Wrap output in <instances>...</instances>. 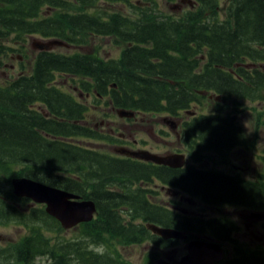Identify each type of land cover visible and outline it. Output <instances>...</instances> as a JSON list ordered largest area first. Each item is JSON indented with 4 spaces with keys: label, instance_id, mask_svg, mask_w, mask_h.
I'll return each mask as SVG.
<instances>
[{
    "label": "trees",
    "instance_id": "trees-1",
    "mask_svg": "<svg viewBox=\"0 0 264 264\" xmlns=\"http://www.w3.org/2000/svg\"><path fill=\"white\" fill-rule=\"evenodd\" d=\"M98 1L78 3L90 8ZM109 1L128 4L127 14L110 13L109 34L122 46L121 54L109 62L79 57L75 71L92 76L79 77L83 91L109 94L115 109L166 113L201 104L205 98L198 92L210 90L223 100L264 98V69L258 68L264 65L263 0H194V6L178 14L161 12L157 0ZM45 3L51 1L0 0V57L8 56L10 49L1 42L12 33L24 36L25 16L35 15ZM57 5L62 11L73 8L64 1ZM61 16L75 28L74 18ZM246 61L254 68L248 70ZM55 63L65 66L60 59ZM53 78L16 77L0 86V204L5 203L0 219L27 229L15 241L0 245V259H6L0 264H134L121 249L143 242L152 247L141 264H156L159 250L176 240L153 234L149 223L180 229L190 237L208 233L229 246L222 264H264V246H250L234 236L237 223L222 215L180 213L157 201L159 192L153 186L172 187L213 207L264 210V155L262 170L251 178L198 165L212 159L210 153L225 163L231 148H255L261 115L249 134L237 123L240 102H210L214 111L194 116L182 135L192 162L179 168L156 166L75 142L74 137H104L77 122L85 108L68 103V96L48 84ZM22 175L93 199L96 216L77 225L75 237L64 238L57 232L64 229L43 205H31L6 189L13 176Z\"/></svg>",
    "mask_w": 264,
    "mask_h": 264
},
{
    "label": "flooded vegetation",
    "instance_id": "flooded-vegetation-1",
    "mask_svg": "<svg viewBox=\"0 0 264 264\" xmlns=\"http://www.w3.org/2000/svg\"><path fill=\"white\" fill-rule=\"evenodd\" d=\"M51 3H45L41 6V9L35 14L31 15L28 13L23 21L22 30L24 31V36L22 40L15 41L9 47V60L8 63V80L15 77H25L26 79H31V77H54L48 82L50 86L58 88L61 93L68 96L71 100L68 103L71 105L79 104L81 107L85 108L83 118L78 120V122L88 127L89 129L96 128L98 133L104 138L97 139L95 145L96 148L102 149L104 153L122 157L124 159H134L126 154L128 150L134 149H145L154 153H169V152H180L188 155L186 152V146L182 141V135L187 131V127L190 126L191 119L200 113H210L213 112L211 102L221 100L214 97L216 93L214 91H205L206 103L196 104L191 110H179L175 113L166 112H142L139 110H134L135 113L129 118H119L123 120V124H113L108 119L113 114H116V110L111 106L109 94L98 95L90 88V91H80L77 80L79 77H92L88 75L79 74L77 70L75 71V66L77 65V59L79 57L90 60H103L104 62H109L111 59L110 44L112 36L109 34L110 27V11L101 9L104 5L109 6L111 2L109 0H99L93 4L90 8L84 7L82 4L78 3V0H50ZM72 3L73 8L71 10L62 11V7L58 6L57 3ZM187 2V1H185ZM188 8L194 6L190 2L186 3ZM82 5V9H78V6ZM180 3L174 5L178 8V13L184 11L181 10ZM61 14L65 16H70L74 18L73 24L75 28H71L68 24L62 21ZM81 16H85L84 20ZM95 17V20H87ZM81 27L83 31L79 30ZM17 28V27H16ZM85 28H94V30H87ZM60 40L61 43H55L53 41ZM51 42V43H50ZM50 43V44H49ZM122 50V48H121ZM121 54V51H120ZM119 54V56H120ZM118 56V57H119ZM117 57V58H118ZM57 59L65 62V66H58L55 62ZM12 60V63H11ZM254 66H250L248 69H253ZM258 68H264V65H258ZM74 69V72H73ZM253 76V74L251 73ZM250 80H254L255 77H247ZM239 79H243L239 78ZM109 89V84L107 85ZM34 107L40 108L39 104H33ZM94 110L96 113L98 121L94 124L87 117L85 118L86 112ZM117 115V114H116ZM155 118L160 126L157 129L154 128L153 124L145 125L141 124L140 121L146 120L147 118ZM62 119V118H60ZM77 120V119H75ZM156 123V122H155ZM131 125L137 126L132 128ZM165 127L166 129L162 128ZM246 133L252 134L254 123L250 124L249 128H244ZM259 129L264 127L258 125ZM258 129V131H259ZM135 132H145L147 133V138H137ZM160 132L162 134L171 135L173 137V143L169 150L157 151L151 145V140L153 136L160 137ZM98 146V147H97ZM94 148V149H96ZM242 149L244 152L243 162L247 161V157L251 154L254 155V150H249L240 146H235L230 150ZM229 150V151H230ZM232 150V151H233ZM264 155V150L262 153L258 154V159ZM187 159V157H186ZM188 160V159H187ZM226 164H221L227 166V170H232L239 172L241 174L246 172L244 165H235L232 163V159H227ZM252 166L249 171V175H257L261 169L255 165V155L251 160ZM211 164V162L206 161L205 165ZM263 167V165L261 164ZM153 186L159 193L164 192L168 197L162 200V202L170 208L175 210L182 208V203H192L196 205L199 200L191 199V197L180 191L177 193L168 192L164 186H159L154 183ZM188 212V210H186ZM262 211V210H258ZM246 221L243 224V230L250 232L252 237L259 239L261 232H264V218H257L254 211H250L247 208L243 210ZM193 214V213H189ZM198 214V213H197ZM202 215V213H199ZM261 214L264 215V212ZM257 222L258 223L257 225ZM240 227V225H239ZM255 227V228H254ZM263 230V231H262ZM243 233L238 231L235 236L240 240L250 243V238ZM263 234V233H262ZM259 236V237H258ZM261 244V243H257ZM256 245V244H255ZM174 251V250H173ZM175 253V251H174ZM175 255H169L168 264H175ZM218 264H222L219 262Z\"/></svg>",
    "mask_w": 264,
    "mask_h": 264
},
{
    "label": "rangeland",
    "instance_id": "rangeland-1",
    "mask_svg": "<svg viewBox=\"0 0 264 264\" xmlns=\"http://www.w3.org/2000/svg\"><path fill=\"white\" fill-rule=\"evenodd\" d=\"M180 1L181 0H157V6L160 8V11L163 13L178 14L177 10L179 9L174 7V5H177L180 3V5H182L180 11L181 10L185 11L188 9V5L186 4L187 2H180ZM104 8L106 10H109L110 12L120 11L124 15L127 14L128 12V4L124 2H113V3L111 2L109 6L104 5V7H101V9H104ZM22 37L23 35L17 38L14 35V33H12L8 36V39L2 41L1 44L11 47L10 45H13L12 43H14L15 41H19L20 39H22ZM121 48L122 46L118 45L115 42V40L111 38V44H110L111 59H116L119 56ZM9 59H10L9 56H5V55H2L0 57V61L2 62L0 64V85L5 84V82L8 80V77H5V75H7L9 72L8 70V63L10 62ZM11 63H12V60H11ZM262 91H264V89ZM202 100L204 103L207 102V99H202ZM232 100H236L241 103V105L237 107L239 111L236 113L237 123L240 126L242 125L244 128H249L250 124L255 123V120L258 118V115H261V118H258V119H261L259 125L261 126L264 125V98L252 100L250 98L228 97L227 99H224V100L221 99L220 101H225L231 104ZM86 117L87 118L89 117L88 119L90 121L93 120L91 124H94L98 121L96 113L92 109L89 112H86L85 118ZM146 118H147L146 120L140 121V123L145 124V125L153 124L155 129H157V127L160 126V123L155 118H152V119L149 117H146ZM108 120L113 124H123L124 122L123 120H120L116 114H113L112 116H110ZM131 127L136 128L137 126L131 125ZM162 128L166 129L165 127H162ZM135 135L137 138H141V137L147 138V133L145 132H135ZM160 135H161L160 137L153 136V139L151 140V145L157 151L169 150L171 148V145L174 144L173 137L171 135L162 134L161 132H160ZM76 140H78V142L82 143L83 145L89 146L91 148H96L93 145H95V143L97 142L95 140L97 139L81 137V138H76ZM96 149L100 151H104L99 148H96ZM232 150H230L228 153L229 154L228 159L229 160L232 159V163H234L235 165H240V164L244 165V167L246 168V172L243 173V175L245 177H248V178L253 177L249 175L248 173L251 170V166H252L251 160L253 159L254 155H255V165L258 166L259 169L262 168L260 164V159H258V154L262 153L264 150V127L259 129L258 134L255 138V148L252 149L254 150L253 152L254 155L250 154L247 157V161L245 162L242 161L244 157L243 156L244 152L242 151V149L238 148V150H233V151ZM210 156H213L214 158H216L217 155L215 153H210ZM214 160H216V162L213 161L211 164H208V165L201 164L200 166H207L210 169H220V170L228 169L227 166L221 165L223 163L222 159H219V160L214 159ZM6 187H7L6 188L7 190L9 189L11 190L10 181L8 182ZM167 197L168 196L164 192H162L156 195V200L162 202V200L167 199ZM4 205L5 203L0 204V206L2 207H4ZM182 207L188 210V213H193V214L202 213L206 217H216L220 215L225 216L231 219L232 221H234L235 223H237L238 226L240 225V227L237 229V232L240 231L242 232V234L247 233L246 235L250 238V240H248L250 241L249 243L250 246H255V244L257 243H261L264 246V232H261V234H258L260 235V237L258 236L259 239H255L252 237L250 232H247V230L245 229L243 230V224L246 221L249 222V220L245 218L244 212H243V210H245L246 208L230 206V205H221L218 207H213V206H209L206 204H202L200 202L197 205L196 203L193 205L192 203L190 204L182 203ZM247 209L250 211H254L256 215L260 214V211L258 210L250 209V208H247ZM260 218H264V215L261 214ZM258 223L260 222H257V225ZM76 228L77 227H73V228L64 229L63 231H57V232L60 233L59 235H62L64 238L70 239L76 236ZM57 232H52L50 233V235H54ZM26 233H27V229L23 224L14 223V222L8 223L0 219V245L4 246L9 242L15 241L20 236H23ZM191 235L198 236V237H204L205 235H209V234L208 233L202 234L201 232H195V233H191ZM185 245H186L185 241L178 240L175 243V245L171 247H167L163 249L162 251L159 250V253L156 258V262H159V264H168L169 255H175L174 257L175 260H178L180 256L183 255L185 252ZM149 246L150 244L148 242H143L137 245L132 244V245L122 247L121 253L123 257L129 260L130 262L134 264H141L144 258V253L149 248ZM224 247L229 248L228 245H225ZM173 250L175 251V253ZM0 262H6V259L2 258L0 259Z\"/></svg>",
    "mask_w": 264,
    "mask_h": 264
},
{
    "label": "water",
    "instance_id": "water-1",
    "mask_svg": "<svg viewBox=\"0 0 264 264\" xmlns=\"http://www.w3.org/2000/svg\"><path fill=\"white\" fill-rule=\"evenodd\" d=\"M185 1L191 2V0H181V2ZM53 42L61 43L60 40ZM216 97L220 98L219 95ZM117 114L120 117H129L134 115V111L121 108L117 110ZM126 154L136 159L151 161L172 168L182 167L185 164V154L179 152L158 154L138 149L128 150ZM11 186L14 195L30 198L32 203L44 204L46 213L55 218L64 229L72 228L81 222L91 221L97 213L94 200L82 199L77 193L26 176L13 177ZM166 190L173 193L180 192L171 187H166ZM182 212L185 213L186 211L182 210ZM256 217L260 218L261 214H257ZM146 227L163 239H187L188 237L184 231L172 227L155 223H149ZM185 249L186 252L175 264H216L225 257L224 248L218 240L211 236L191 238L187 240Z\"/></svg>",
    "mask_w": 264,
    "mask_h": 264
},
{
    "label": "bare ground",
    "instance_id": "bare-ground-1",
    "mask_svg": "<svg viewBox=\"0 0 264 264\" xmlns=\"http://www.w3.org/2000/svg\"><path fill=\"white\" fill-rule=\"evenodd\" d=\"M191 1H193L194 3H195V1L194 0H191ZM29 15V14H28ZM244 65H245V67L248 69L250 66H252L253 64H250L249 62H245L244 63ZM249 70V69H248ZM78 82V81H77ZM78 85V84H77ZM80 89V88H79ZM80 91H83L82 89H80ZM198 93H200V95H203L204 96V94H206L205 93V91L204 92H198ZM204 98H205V96H204ZM203 102V101H202ZM196 104H200V102L198 103V102H196V103H193L192 105H191V109H192V107L194 106V105H196ZM44 114H46V112H44ZM78 122V121H77ZM76 138H81V137H74V141L75 142H78V140H76ZM80 142H78V144H79ZM80 144H82V143H80ZM83 145V144H82ZM114 157H118V158H122V157H119V156H115L114 155ZM122 159H124V158H122ZM80 197L82 198V199H91V198H83L81 195H80ZM93 200V199H92ZM95 202V201H94ZM96 204V203H95ZM97 207V206H96ZM97 214V213H96ZM96 216V215H95ZM94 216V217H95Z\"/></svg>",
    "mask_w": 264,
    "mask_h": 264
}]
</instances>
